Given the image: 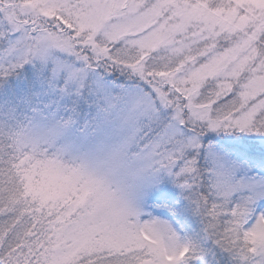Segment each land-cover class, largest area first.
<instances>
[{
  "label": "snow or ice",
  "instance_id": "6c2138e0",
  "mask_svg": "<svg viewBox=\"0 0 264 264\" xmlns=\"http://www.w3.org/2000/svg\"><path fill=\"white\" fill-rule=\"evenodd\" d=\"M0 264H264V0H0Z\"/></svg>",
  "mask_w": 264,
  "mask_h": 264
}]
</instances>
